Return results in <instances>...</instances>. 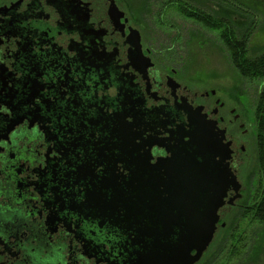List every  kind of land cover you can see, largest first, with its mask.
<instances>
[{"label": "flooded vegetation", "instance_id": "flooded-vegetation-1", "mask_svg": "<svg viewBox=\"0 0 264 264\" xmlns=\"http://www.w3.org/2000/svg\"><path fill=\"white\" fill-rule=\"evenodd\" d=\"M111 1L121 13L112 28L91 26L103 8L92 0L0 5V106L10 113H0V264H140L145 230L185 187L177 169L193 113L230 143L239 179L242 115L223 116L215 90L192 98L178 69H154Z\"/></svg>", "mask_w": 264, "mask_h": 264}, {"label": "rangeland", "instance_id": "rangeland-1", "mask_svg": "<svg viewBox=\"0 0 264 264\" xmlns=\"http://www.w3.org/2000/svg\"><path fill=\"white\" fill-rule=\"evenodd\" d=\"M9 1L0 0V5ZM115 1L140 33L145 51L150 49L154 69L162 73L170 72L171 67L178 69L177 80L192 98L198 95L199 100L206 92L215 90L217 98L226 103L221 114L235 109L250 133L243 137L239 132L237 136L238 144L247 148L238 161L239 187L230 190L231 199L219 209L211 236L201 246V257L188 264H264V224L253 221L260 183L255 120L259 83H250L235 70L217 31L204 29L203 24L187 15V10L194 7L214 20H229L239 37L249 32V55L255 58L264 53V0ZM226 1H232L234 10ZM181 3L187 5L184 11L179 8ZM247 229L252 232L248 249L241 250L235 238ZM236 251L239 255H233Z\"/></svg>", "mask_w": 264, "mask_h": 264}, {"label": "water", "instance_id": "water-1", "mask_svg": "<svg viewBox=\"0 0 264 264\" xmlns=\"http://www.w3.org/2000/svg\"><path fill=\"white\" fill-rule=\"evenodd\" d=\"M92 1L90 7L101 4L103 8L98 13L93 11L91 26L101 27L99 20L111 22L110 28L117 26L113 23L118 24L121 13L114 1ZM130 39L139 50L138 37L134 39L131 34ZM138 58L140 60L141 52ZM196 114L193 113L192 123L188 126L190 142L185 145V154L188 155V159H184L185 168L181 164V151L175 158L176 166L180 163L184 168L177 169V179L180 177L179 181L185 187L177 191L175 210L160 218L158 229L145 230L144 236L148 237L143 240L140 264H188L192 259H199L201 246L211 236L218 211L229 190L239 187L237 176L230 170V143L223 135L216 134L210 122ZM195 251L197 253L193 255Z\"/></svg>", "mask_w": 264, "mask_h": 264}, {"label": "trees", "instance_id": "trees-1", "mask_svg": "<svg viewBox=\"0 0 264 264\" xmlns=\"http://www.w3.org/2000/svg\"><path fill=\"white\" fill-rule=\"evenodd\" d=\"M228 3V1H226ZM229 7L234 10L235 5L232 1H229ZM191 10H187L189 18L195 20L198 23L203 24L204 29L217 31L219 39L222 45L225 47L230 62L235 70L250 83H259L258 100L256 102L255 120H256V148L259 160V189L257 192V205L253 209V221L257 224H264V53L258 57L251 58L249 55V41L247 33H244L239 37L235 26L227 19L214 20L200 10H196L194 7ZM184 11V9L182 10ZM246 11V10H244ZM220 26V27H219ZM251 216V215H250ZM249 222V215H246ZM244 217V218H246ZM249 224V223H248ZM252 232L247 229L240 232V236L235 238V241L239 243V249L247 250L249 239ZM239 255L238 252H234L233 255ZM236 259V256H233ZM232 259V258H231Z\"/></svg>", "mask_w": 264, "mask_h": 264}, {"label": "snow or ice", "instance_id": "snow-or-ice-1", "mask_svg": "<svg viewBox=\"0 0 264 264\" xmlns=\"http://www.w3.org/2000/svg\"><path fill=\"white\" fill-rule=\"evenodd\" d=\"M0 113L10 114L8 108L0 106Z\"/></svg>", "mask_w": 264, "mask_h": 264}, {"label": "bare ground", "instance_id": "bare-ground-1", "mask_svg": "<svg viewBox=\"0 0 264 264\" xmlns=\"http://www.w3.org/2000/svg\"><path fill=\"white\" fill-rule=\"evenodd\" d=\"M238 4V3H237ZM220 27V26H219Z\"/></svg>", "mask_w": 264, "mask_h": 264}]
</instances>
